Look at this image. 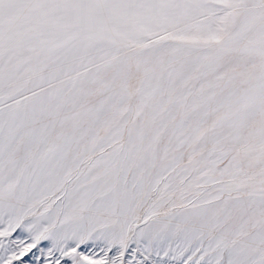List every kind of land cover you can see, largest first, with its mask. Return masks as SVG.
I'll return each mask as SVG.
<instances>
[{"label":"snow or ice","instance_id":"obj_1","mask_svg":"<svg viewBox=\"0 0 264 264\" xmlns=\"http://www.w3.org/2000/svg\"><path fill=\"white\" fill-rule=\"evenodd\" d=\"M0 264H264V0H0Z\"/></svg>","mask_w":264,"mask_h":264}]
</instances>
